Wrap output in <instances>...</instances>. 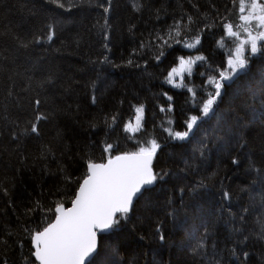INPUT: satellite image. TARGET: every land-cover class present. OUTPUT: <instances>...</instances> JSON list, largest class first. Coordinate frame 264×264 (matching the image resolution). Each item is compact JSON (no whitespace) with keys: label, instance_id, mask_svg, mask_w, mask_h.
I'll use <instances>...</instances> for the list:
<instances>
[{"label":"trees","instance_id":"obj_1","mask_svg":"<svg viewBox=\"0 0 264 264\" xmlns=\"http://www.w3.org/2000/svg\"><path fill=\"white\" fill-rule=\"evenodd\" d=\"M102 2L60 0V7L54 0H0V264H36L32 235L53 221L57 205H70L88 163L136 152L152 139L160 145L153 170L168 175L105 238L117 264H202L190 245L214 247L221 264H264V50L223 88L215 113L189 141L171 143L164 130L184 131L199 111L192 93L164 77L178 56L204 55L207 64L199 62L184 78L207 95L200 73L225 67L234 41L224 24L240 28V0H136L139 11L133 0H111L106 28ZM188 16L193 22L182 35L189 42L208 25L197 49L174 45L160 63L155 46L132 55L150 34L167 32L175 20L187 24ZM169 103L173 111L161 112ZM134 105L144 106V119L131 134L124 125L134 118ZM108 250L100 240L99 254Z\"/></svg>","mask_w":264,"mask_h":264},{"label":"snow or ice","instance_id":"obj_2","mask_svg":"<svg viewBox=\"0 0 264 264\" xmlns=\"http://www.w3.org/2000/svg\"><path fill=\"white\" fill-rule=\"evenodd\" d=\"M58 6L63 7L60 0H54ZM99 7L104 13V25L108 24V13L111 10V0H104L99 4ZM134 11H139V6L136 0L132 4ZM258 9V14L256 10ZM71 10V9H69ZM244 11L243 6L240 9ZM240 19L246 23L255 19L257 21L254 28H245L248 38L240 40L235 46L234 53L229 51L226 59V67L211 68L210 71L200 73L206 77L203 82V87L207 90V95L201 97L193 87H190L185 78L181 76L177 83L174 76H178L183 72H187L191 77L193 66L207 64V58L204 55L189 56L187 59L183 55L178 56L180 71H177L175 66L171 67L167 75L164 77V83L173 88H184L189 93H192L194 104L199 109L197 114L190 115L185 121L186 129L184 131L176 130L171 127H165L164 130L169 133V136L174 141H185L192 138L200 124L210 115L215 113V105L222 96L223 88L232 82L240 72L244 70L251 58L258 52L264 50V44H258V41H264V4H259L257 0H251V11L248 15H243ZM193 17H187V24H182L181 20H175L172 25L168 26L167 32L155 31L149 35L148 41L140 42L139 50L133 49L132 55L141 54L145 48L155 46L158 52L154 55L157 63H160L166 55L168 49L174 45H180L186 49H197L202 43L201 35L208 25L201 28L189 42V37L182 32L187 29L188 25L192 24ZM258 29V31H256ZM224 32L226 37H237L238 33L233 31L231 23L224 24ZM255 32V34H253ZM54 30L50 27L48 33V41L51 42L54 38ZM104 39L107 41L108 35L105 33ZM37 38L36 43H40ZM245 45H250V55H245ZM107 48L108 45L105 44ZM109 58L105 56L101 63ZM129 66L134 64V60L128 59ZM139 67V63H135ZM218 73V76L216 75ZM209 85L214 88V91L208 90ZM162 95L172 101L173 97L168 92H163ZM39 107L40 101H35ZM92 103H96V98L93 96ZM135 125L131 122L124 125L125 132L135 133L143 127L144 106L134 105ZM161 112H172L173 105L168 104L167 108L161 106ZM41 117L37 116V121ZM167 123L171 124L170 118H166ZM117 122V117H111V123ZM31 132L37 133V124H32ZM15 138V137H14ZM131 138V137H130ZM150 146H140L139 150L130 154L109 155L107 163H88V174L80 183L79 189L76 192L75 199L72 201V207L65 209L62 205H57L55 208V220L47 224L43 230H37L32 235V243L35 249L33 255L39 264H85V258L93 253L97 247L96 237L97 230H116L119 228L122 220L127 219L131 211L134 200L139 198L148 191L158 180H163L167 173H155L152 168V160L160 148L159 143L152 139ZM113 149L112 144H108L105 148L106 152ZM236 164L238 161L233 160ZM225 199L229 198V193H224ZM49 211H51L49 209ZM157 232L160 233L161 242L165 237L161 227L157 226ZM199 247L203 248L201 242ZM243 257L247 260L248 253L244 252ZM90 264V262H89Z\"/></svg>","mask_w":264,"mask_h":264},{"label":"bare ground","instance_id":"obj_3","mask_svg":"<svg viewBox=\"0 0 264 264\" xmlns=\"http://www.w3.org/2000/svg\"><path fill=\"white\" fill-rule=\"evenodd\" d=\"M187 141H189V140H185V141H174L172 139L169 140V142H171V143H184V142H187ZM109 152H107V153H109ZM157 153H158V151H157ZM155 157H154V159H155ZM154 159H153V161H154ZM107 160H106L105 163H107ZM152 168H153V163H152ZM157 184H158V181L155 183V185L152 188H154ZM137 199H139V198H137ZM134 204H133V206H134ZM133 206H132V208H133ZM132 208H131V210H132ZM122 226L123 225L120 224L118 229H116V230H108L107 232H99V231H97V238H98L97 250H96V252L93 255L90 256L89 259L86 260L85 264H89V262H90V264H99V263L100 264H114V263L117 264V259H116L115 255H114V250L115 249H114L113 246L111 247V245L106 244L105 238H107L108 236H111L114 233H117L118 231H120ZM156 232H157V230H156ZM158 237H160V233H158ZM100 240H101V243H103V245L105 243V248L109 249L108 250L109 253L107 252V254H104V253H102L101 255L99 254L100 252L98 250H99V247H100ZM197 245H199V243ZM31 248H32V239H31ZM194 250H197L196 248H194V245H190V247H188V251H190L192 254L195 253V255L197 256V259H198V261H200V263H202V264H216V263H220L218 261L219 259L217 258V255L215 254L216 252L214 251L215 250L214 247H213V249L211 251H208V250L205 251V250H199L198 249L196 252H194ZM32 251H33V249H32ZM112 251H113V254L111 253ZM32 256H33V253H32ZM33 259H34V256H33ZM34 261H35V259H34ZM244 261H245V259H244ZM35 263H36V261H35Z\"/></svg>","mask_w":264,"mask_h":264},{"label":"rangeland","instance_id":"obj_4","mask_svg":"<svg viewBox=\"0 0 264 264\" xmlns=\"http://www.w3.org/2000/svg\"><path fill=\"white\" fill-rule=\"evenodd\" d=\"M257 2L259 3V4H264L263 3V1L262 0H257ZM240 5H239V25H238V30H233V31H235V32H237L238 33V38L237 37H233V41H234V48H233V53H234V49H235V46L239 43V41L240 40H244V39H247L248 38V34H247V32H245V28L247 27V28H254L255 27V25H256V23H257V21L255 20V19H253V20H251L250 22H248V23H246V22H244V21H242L241 19H240V17L241 16H243V15H248L249 14V12L251 11V0H240V3H239ZM243 6V8H244V11L243 12H241L240 11V9H241V7ZM254 14H258V9L256 10V13H254ZM256 31H258V29L256 30ZM253 34H255V32H253ZM264 43V41H258V44H263ZM248 47H249V45H245V55L246 56H249L250 55V51L248 50ZM187 59V58H186ZM199 62H197V64H198ZM195 66L196 65H194L193 67L195 68ZM176 68H177V71L179 72L180 71V66H179V62H178V64L175 66ZM225 67H226V65H225ZM245 70V69H244ZM244 70H242L240 73H242ZM188 74H187V72L185 71V72H183V73H181L180 75H178V76H174V80L178 83L179 81H180V79H181V76H183V77H185V76H187ZM173 88V87H172ZM175 89H177V88H175ZM214 89V88H213ZM135 117V116H134ZM131 124H132V126L134 127V125H135V120H134V118L132 119V121H131ZM129 133H131L132 134V132H129Z\"/></svg>","mask_w":264,"mask_h":264},{"label":"water","instance_id":"obj_5","mask_svg":"<svg viewBox=\"0 0 264 264\" xmlns=\"http://www.w3.org/2000/svg\"><path fill=\"white\" fill-rule=\"evenodd\" d=\"M263 1H264V0H263ZM156 154H157V153H156ZM156 154H155V156H156ZM155 156H154V157H155ZM153 159H154V158H153ZM152 162H153V160H152ZM87 174H88V168H87ZM82 182H83V181H82ZM154 185H155V184H154ZM154 185H153V186H154ZM153 186H152V187H153ZM152 187H151V188H152ZM151 188H150V189H151ZM78 189H79V188H78ZM78 189H77V191H78ZM77 191H76V192H77ZM75 195H76V194H75ZM74 199H75V198H74ZM136 200H137V199L134 200V203H135ZM134 203H133V204H134ZM63 207H64V206H63ZM71 207H72V202H71V204H70L67 208H71ZM64 208H65V207H64ZM67 208H65V209H67ZM54 220H55V218H54ZM54 220H53L52 222H54ZM97 231H99V232H107L108 230H104V231L97 230ZM96 242L98 243V238H97V237H96ZM97 247H98V244H97ZM97 247H96V249H95V251H94L93 253H91L88 257L85 258V262H86L87 259L90 258L91 255H93V254L96 252ZM32 249H33V253H34L35 249H34V247H33V243H32ZM33 256H34V255H33ZM34 259H35L36 263L39 264V262L36 260L35 256H34Z\"/></svg>","mask_w":264,"mask_h":264}]
</instances>
